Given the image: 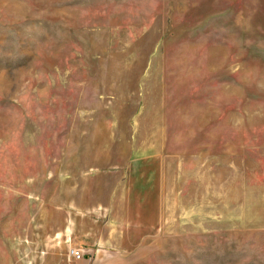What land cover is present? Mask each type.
<instances>
[{
  "label": "rangeland",
  "instance_id": "374dc122",
  "mask_svg": "<svg viewBox=\"0 0 264 264\" xmlns=\"http://www.w3.org/2000/svg\"><path fill=\"white\" fill-rule=\"evenodd\" d=\"M0 264H264V0H0Z\"/></svg>",
  "mask_w": 264,
  "mask_h": 264
},
{
  "label": "built area",
  "instance_id": "2783aa9c",
  "mask_svg": "<svg viewBox=\"0 0 264 264\" xmlns=\"http://www.w3.org/2000/svg\"><path fill=\"white\" fill-rule=\"evenodd\" d=\"M69 253L76 262H80L83 257L81 249L76 247H71Z\"/></svg>",
  "mask_w": 264,
  "mask_h": 264
},
{
  "label": "crops",
  "instance_id": "0c3cea01",
  "mask_svg": "<svg viewBox=\"0 0 264 264\" xmlns=\"http://www.w3.org/2000/svg\"><path fill=\"white\" fill-rule=\"evenodd\" d=\"M78 248H80V249L82 250V253L84 254V250H83V248H81V247H78Z\"/></svg>",
  "mask_w": 264,
  "mask_h": 264
}]
</instances>
